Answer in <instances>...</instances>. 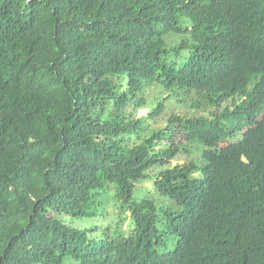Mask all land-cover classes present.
<instances>
[{
	"label": "trees",
	"instance_id": "16d2710c",
	"mask_svg": "<svg viewBox=\"0 0 264 264\" xmlns=\"http://www.w3.org/2000/svg\"><path fill=\"white\" fill-rule=\"evenodd\" d=\"M0 264H264V0H0Z\"/></svg>",
	"mask_w": 264,
	"mask_h": 264
},
{
	"label": "rangeland",
	"instance_id": "374dc122",
	"mask_svg": "<svg viewBox=\"0 0 264 264\" xmlns=\"http://www.w3.org/2000/svg\"><path fill=\"white\" fill-rule=\"evenodd\" d=\"M168 95L165 94L164 92L162 91H157V92H154L152 94L149 95V101H152L153 103L156 102L155 104L158 105V98L161 99L159 101L162 102V99L167 97ZM173 114H176L178 116L182 115V116H190L191 114L186 110V109H182L181 106L179 104H177L176 102L174 101H169L166 105H165V112L163 114V118L161 120V122L159 123V125H164L167 121L168 118H170ZM146 115L145 112H143L141 114V116H144ZM165 117H166V120H165ZM180 142V140H178ZM188 159H185L184 157H181L179 158V160H176L175 162H173V165L175 164H183L187 161ZM152 188V184H151V181H146V182H143L142 184L138 185L137 186V191L138 192H142V190H145V189H151Z\"/></svg>",
	"mask_w": 264,
	"mask_h": 264
}]
</instances>
